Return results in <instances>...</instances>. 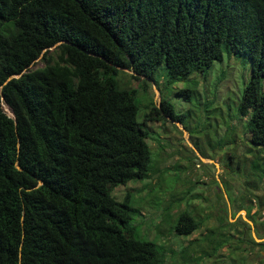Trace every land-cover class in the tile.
<instances>
[{
    "label": "trees",
    "instance_id": "1",
    "mask_svg": "<svg viewBox=\"0 0 264 264\" xmlns=\"http://www.w3.org/2000/svg\"><path fill=\"white\" fill-rule=\"evenodd\" d=\"M224 53L250 60L237 109L264 147V0H0V264H164L112 190L149 176L143 125L182 115L160 97L138 120L118 72L183 79ZM199 226L184 209L171 229Z\"/></svg>",
    "mask_w": 264,
    "mask_h": 264
},
{
    "label": "rangeland",
    "instance_id": "2",
    "mask_svg": "<svg viewBox=\"0 0 264 264\" xmlns=\"http://www.w3.org/2000/svg\"><path fill=\"white\" fill-rule=\"evenodd\" d=\"M160 71L162 64L154 72L155 84L118 72L125 85L136 88L138 120L163 97L182 115V123L165 117L143 125L151 151L149 176L114 187L113 196L120 200L130 189L134 233L166 248L164 264H264L259 244L264 240L255 241L244 220L252 222L257 238L264 236L257 225L264 219V176L259 178L264 165L255 174L250 169L257 157L264 160V147L248 142L247 116L237 109L250 60L224 53L202 73L183 79L165 78ZM184 209L200 226L187 235L175 234L171 226Z\"/></svg>",
    "mask_w": 264,
    "mask_h": 264
},
{
    "label": "water",
    "instance_id": "3",
    "mask_svg": "<svg viewBox=\"0 0 264 264\" xmlns=\"http://www.w3.org/2000/svg\"><path fill=\"white\" fill-rule=\"evenodd\" d=\"M37 59H38V58H36L35 60H37ZM18 75H20V73H19V74H12V75L7 76L6 79L2 82V84L5 83V82H6L7 80H9L10 78H12V77H17ZM173 122H177V121H173ZM199 158H200V159H204V158H202V157H200V156H199ZM208 160H210V159H208ZM15 167H16L18 170L21 169L20 166L17 165L16 163H15ZM39 183H40V180L37 179V184H39ZM242 211H244V210H242ZM244 220L249 224L250 232H251V234H252L253 239H254L255 241H262V240H264V236H263V237H260V238H257V237L253 234V230H252V229H253L252 222H251L249 219H247V218H244Z\"/></svg>",
    "mask_w": 264,
    "mask_h": 264
},
{
    "label": "bare ground",
    "instance_id": "4",
    "mask_svg": "<svg viewBox=\"0 0 264 264\" xmlns=\"http://www.w3.org/2000/svg\"><path fill=\"white\" fill-rule=\"evenodd\" d=\"M4 108L7 110V112H8V109H7V107L4 105Z\"/></svg>",
    "mask_w": 264,
    "mask_h": 264
}]
</instances>
